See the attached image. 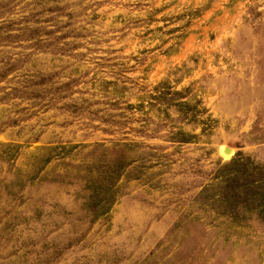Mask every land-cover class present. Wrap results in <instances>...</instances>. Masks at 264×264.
I'll list each match as a JSON object with an SVG mask.
<instances>
[{
    "label": "rangeland",
    "instance_id": "374dc122",
    "mask_svg": "<svg viewBox=\"0 0 264 264\" xmlns=\"http://www.w3.org/2000/svg\"><path fill=\"white\" fill-rule=\"evenodd\" d=\"M0 264H264V0H0Z\"/></svg>",
    "mask_w": 264,
    "mask_h": 264
},
{
    "label": "water",
    "instance_id": "95a60500",
    "mask_svg": "<svg viewBox=\"0 0 264 264\" xmlns=\"http://www.w3.org/2000/svg\"><path fill=\"white\" fill-rule=\"evenodd\" d=\"M225 151L227 152L228 150L226 149Z\"/></svg>",
    "mask_w": 264,
    "mask_h": 264
}]
</instances>
